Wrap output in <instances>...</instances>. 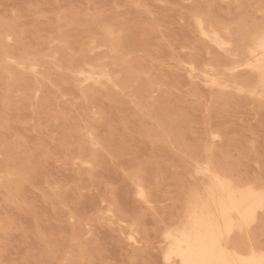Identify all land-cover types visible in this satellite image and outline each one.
<instances>
[{"label": "rangeland", "instance_id": "rangeland-1", "mask_svg": "<svg viewBox=\"0 0 264 264\" xmlns=\"http://www.w3.org/2000/svg\"><path fill=\"white\" fill-rule=\"evenodd\" d=\"M0 1V264H184L174 237L197 214L221 225L215 181L263 194L264 0ZM262 197L232 211L233 257L264 254Z\"/></svg>", "mask_w": 264, "mask_h": 264}, {"label": "bare ground", "instance_id": "bare-ground-1", "mask_svg": "<svg viewBox=\"0 0 264 264\" xmlns=\"http://www.w3.org/2000/svg\"><path fill=\"white\" fill-rule=\"evenodd\" d=\"M12 1H14V2H16V0H12ZM21 1V0H20ZM19 1V2H20ZM50 1V0H49ZM74 1H76V0H74ZM78 1V0H77ZM82 1V3L84 2L83 0H81ZM81 1H79V2H81ZM150 1V0H149ZM171 1V0H170ZM177 1H179V0H177ZM218 1V0H217ZM233 1V0H232ZM1 2V1H0ZM3 2V1H2ZM43 2V1H42ZM51 2V1H50ZM54 2V1H53ZM65 2H66V0H65ZM69 2H71V1H69ZM69 2H68V4H69ZM86 2V1H85ZM92 2V1H91ZM97 2V1H96ZM95 2V3H96ZM169 2V1H168ZM194 2V1H193ZM213 2V1H212ZM241 2V1H240ZM247 2V1H246ZM254 2V1H253ZM256 2H257V0H256ZM17 3V2H16ZM72 3H73V1H72ZM94 3V4H95ZM98 3H99V0H98ZM118 3H119V1H118ZM123 3V2H122ZM149 3V2H148ZM177 3V2H176ZM178 3H180V2H178ZM228 3V2H227ZM233 3H234V1H233ZM232 3V4H233ZM248 3V2H247ZM246 3V4H247ZM66 4V3H65ZM75 4V3H74ZM124 4V3H123ZM200 4H202V3H200ZM229 4V3H228ZM245 3L243 4V5H245V6H247ZM53 5V4H52ZM110 5V4H109ZM251 5V4H250ZM93 6V5H92ZM157 6V5H156ZM178 6V5H177ZM181 6V5H180ZM186 6H187V4H186ZM215 6V5H214ZM218 6V5H217ZM255 6V5H254ZM15 7H16V4H15ZM20 7V6H19ZM62 7H64V6H62ZM65 7H66V5H65ZM128 7V6H127ZM162 7V6H161ZM166 7V6H165ZM191 7V6H190ZM189 7V8H190ZM202 7V6H201ZM220 7V6H219ZM224 7H226L225 5H224ZM230 7V6H229ZM232 7V6H231ZM236 7V6H235ZM244 7V6H243ZM251 7V6H250ZM47 8V7H46ZM56 8V7H55ZM67 8V7H66ZM156 8H158L159 9V7H156ZM164 8V7H163ZM215 8V7H214ZM227 8V7H226ZM234 8V7H233ZM232 8V9H233ZM238 8V7H237ZM245 8H247V7H245ZM244 8V9H245ZM264 8V7H263ZM70 9V8H69ZM114 9V8H113ZM165 9V8H164ZM169 9H171L170 7H169ZM220 9V8H219ZM223 9V8H222ZM230 10H231V8H229ZM243 9V8H242ZM47 10V9H46ZM126 10V9H125ZM133 10V9H132ZM174 10V9H173ZM214 10V9H213ZM217 10V9H216ZM225 10H227V9H225ZM224 10V11H225ZM233 10H235V8L233 9ZM246 10V9H245ZM48 11V10H47ZM174 11H176V9L174 10ZM179 11V10H178ZM32 12V11H31ZM48 12H50V11H48ZM165 12V11H164ZM214 12V11H213ZM217 12V11H216ZM223 12V11H222ZM231 12H232V14H233V12L234 11H232L231 10ZM231 12H230V14H231ZM252 12V11H251ZM250 12V13H251ZM113 13V12H112ZM116 13V12H115ZM124 13V12H123ZM133 13H134V11H133ZM159 13V12H158ZM218 13V12H217ZM239 14H240V12H238ZM243 13H244V11H243ZM242 13V14H243ZM253 13H255V12H253ZM38 14V13H37ZM161 14V13H160ZM220 14V13H219ZM235 14V13H234ZM233 14V15H234ZM171 15V14H170ZM254 15V14H253ZM161 16V15H160ZM163 16V15H162ZM175 16V15H174ZM173 16V17H174ZM221 16V15H220ZM224 15H222L221 17H223ZM237 15H235V17H236ZM248 16V15H247ZM148 17V16H147ZM166 17H167V15H166ZM169 17V16H168ZM177 17V16H176ZM225 17H226V15H225ZM228 17V16H227ZM231 17H232V15H231ZM253 17H255V15L253 16ZM258 17V16H257ZM256 17V18H257ZM52 18H54V17H52ZM71 18V17H70ZM170 18V17H169ZM187 18V17H186ZM188 18H189V15H188ZM188 18H187V21H185V22H188ZM224 18V17H223ZM230 18V17H229ZM233 18V17H232ZM264 18V17H263ZM56 19V18H55ZM131 19H133V18H131ZM161 19V18H160ZM174 19V18H173ZM199 19H201V18H199ZM219 19V18H218ZM248 19V18H247ZM258 19V18H257ZM260 19V18H259ZM262 19V18H261ZM82 20V19H81ZM152 20V19H151ZM170 20H172V19H170ZM169 20V21H170ZM176 21L178 20V19H175ZM227 20V19H226ZM252 20V19H251ZM163 21V20H162ZM165 21V20H164ZM168 21V22H169ZM180 21V20H179ZM179 21L178 22H176L177 24L179 23ZM205 21V20H204ZM232 21H233V19H232ZM167 22V21H166ZM198 22L200 23V25H201V22L202 21H200V20H198ZM197 22V23H198ZM231 22V21H230ZM251 22V21H250ZM124 23V22H123ZM171 23V22H170ZM253 23V22H252ZM165 24V23H164ZM175 24V23H174ZM189 24L191 25V23L189 22ZM204 24V23H203ZM202 24V25H203ZM185 25H187V23L185 24ZM199 25V24H198ZM172 26V25H171ZM47 27V26H46ZM185 28H187L186 26H184ZM199 27H202V26H199ZM174 28V27H173ZM180 28V27H179ZM183 28V27H182ZM181 28V29H182ZM172 29V28H171ZM176 29V28H175ZM184 29V28H183ZM182 29V30H183ZM194 29V28H193ZM47 30V29H46ZM137 30V29H136ZM149 30V29H148ZM147 30V31H148ZM173 30V29H172ZM178 30V29H177ZM186 30V29H185ZM192 30V29H191ZM190 30V31H191ZM212 30V29H211ZM245 30V29H244ZM48 31V30H47ZM179 31H181V30H179ZM179 31H177L178 33H179ZM188 31V30H187ZM187 31L185 32V33H187ZM242 31V30H241ZM33 32V31H32ZM73 32V31H72ZM165 32V31H164ZM176 32V31H175ZM243 32V31H242ZM34 33V32H33ZM51 33V32H50ZM57 33V32H56ZM138 33H140V32H138ZM170 33V32H169ZM171 33H172V31H171ZM170 33V34H171ZM189 33V32H188ZM207 33V32H206ZM253 33V32H252ZM180 34H181V32H180ZM183 34V33H182ZM182 34L180 35V36H182ZM190 34V33H189ZM188 34V35H189ZM149 35V34H148ZM174 35V34H173ZM173 35H171V36H173ZM177 35H179V34H177ZM176 35V36H177ZM186 35V34H185ZM207 36L209 35L208 33L206 34ZM213 35H216V34H214L213 33ZM138 36H140V35H138ZM168 35H166V37H167ZM170 36V35H169ZM180 36H179V38H180ZM196 36V35H195ZM158 37V36H157ZM204 37H205V35H204ZM264 37V36H263ZM31 38V37H30ZM56 38V37H55ZM168 38V37H167ZM187 38H188V36H187ZM195 38H197V37H195ZM215 38H217V36H214V40H215ZM149 39H151V38H149ZM154 38H152V40H153ZM157 39H159V38H157ZM180 39H183L184 40V38L183 37H181ZM179 39V40H180ZM190 39V38H189ZM192 39V38H191ZM219 39V38H218ZM218 39H216V41L218 40ZM8 40L10 41V38H8ZM176 40V39H175ZM203 40V39H202ZM213 40V39H212ZM149 41V40H148ZM190 41V40H189ZM193 41H195V40H193ZM219 41V40H218ZM222 41H224V40H221V42ZM182 42H185V41H182ZM220 42V41H219ZM220 42V43H221ZM154 43H157L156 41L155 42H153L152 44H154ZM166 43V42H165ZM179 43H181V42H179ZM212 43H214V41L212 42ZM218 43V42H217ZM220 43H218V44H220ZM226 42H223L221 45H223V44H225ZM34 44V43H33ZM43 44V43H42ZM48 44V43H47ZM58 44V43H57ZM138 44V43H137ZM149 44H150V42H149ZM151 44V45H152ZM161 44V43H160ZM159 44V45H160ZM176 45V44H175ZM178 45V44H177ZM180 45V44H179ZM183 45V44H182ZM191 45H192V43H191ZM226 45V44H225ZM260 48L264 51V38L260 41ZM34 46V45H33ZM37 46V45H36ZM81 46V45H80ZM87 46V45H86ZM156 46V45H155ZM163 46H165V45H163ZM186 47H187V45H185ZM189 46V45H188ZM205 46H207V45H205ZM219 46V45H218ZM256 46V45H255ZM61 47V46H60ZM162 47V46H161ZM196 47V46H195ZM197 47H199V46H197ZM204 47V46H203ZM209 47H210V44H209ZM225 47V46H224ZM228 47V46H227ZM229 47H230V45H229ZM102 48V47H101ZM164 48V47H163ZM163 48H162V50H163ZM177 48H179V47H177ZM208 48V47H207ZM212 48V47H211ZM77 49V48H76ZM79 49V48H78ZM100 49V48H99ZM161 49V48H160ZM200 49H203V48H201L200 47ZM218 49V48H217ZM101 50V49H100ZM178 50V49H177ZM179 50H180V48H179ZM196 50H199L198 48L196 49ZM216 50V49H215ZM251 50V49H250ZM21 51V50H20ZM204 51V50H203ZM206 51V50H205ZM204 51V52H205ZM150 52V51H149ZM153 52V51H152ZM167 53L169 52L168 50L166 51ZM217 52V51H216ZM151 53V52H150ZM160 53V52H159ZM179 53V52H178ZM187 53V52H186ZM202 53V52H201ZM206 53V52H205ZM205 53H204V55H202V56H204L205 57ZM208 53H209V51H208ZM221 53V52H220ZM219 53V54H220ZM154 54H157V53H154ZM162 54V53H161ZM203 54V53H202ZM224 54V53H223ZM261 54V53H260ZM157 55H159V54H157ZM164 55H166V54H164ZM164 55H162V56H164ZM184 55V54H183ZM166 56H168V55H166ZM185 56V55H184ZM189 56V55H188ZM207 56V55H206ZM224 56V55H223ZM251 57H253L252 55H250ZM261 57H263V55H260ZM156 57V56H155ZM182 57V56H181ZM257 57V56H256ZM259 57V56H258ZM257 57V59L259 60V58ZM165 58V57H164ZM186 58V57H185ZM203 58V57H202ZM99 59V58H98ZM200 59V58H199ZM207 59V58H206ZM256 59V58H255ZM256 59V60H257ZM263 59H264V57H263ZM55 60V59H54ZM253 60H254V58H253ZM257 60V61H258ZM201 61V60H200ZM250 61H252V60H250ZM249 61V62H250ZM255 61V60H254ZM263 61V60H262ZM13 62V61H12ZM200 63H202V62H200ZM222 63V62H221ZM227 63V62H226ZM248 63V62H247ZM255 63V62H254ZM256 63H258V62H256ZM259 63H262V62H259ZM252 64V63H251ZM251 64H249V65H251ZM186 65V64H185ZM20 66V65H19ZM24 66V65H23ZM211 66V65H210ZM210 66H208V68H210ZM256 66V65H255ZM88 67V66H87ZM89 67H91V66H89ZM93 67V66H92ZM189 67H190V65H189ZM205 67H207V66H205ZM241 67V66H240ZM243 67V66H242ZM244 67H246V64L244 65ZM254 67V66H253ZM20 68H21V66H20ZM33 68V70H36L35 68H34V66L32 67ZM36 68H38V67H36ZM194 68V67H193ZM192 68V69H193ZM247 68H249V66L247 65ZM255 68V67H254ZM253 68V69H254ZM258 67H256L255 69H257ZM261 69H263L262 67H260ZM15 69V68H14ZM31 69V68H30ZM94 69V68H93ZM211 69V68H210ZM235 69V68H234ZM239 69H241V68H239ZM243 69V68H242ZM249 69H251V67L249 68ZM95 70V69H94ZM100 70V69H99ZM163 70H165V69H163ZM194 70H196V69H194ZM236 70H238V68L236 69ZM260 69H258V71H259ZM264 70V69H263ZM29 71V70H28ZM193 71V70H192ZM232 71L233 70H231V73H232ZM254 71V70H253ZM256 71V70H255ZM83 72V71H82ZM85 72V71H84ZM185 72V71H184ZM196 72V71H195ZM229 72V71H228ZM262 72V71H261ZM81 73V72H80ZM248 73V72H247ZM258 73V72H257ZM91 75H92V73H90ZM168 74H170V73H168ZM205 74H206V72H205ZM260 74V73H259ZM77 75H79V73L77 74ZM103 75V74H102ZM107 75V74H106ZM189 75V74H188ZM203 75V74H202ZM206 75H208V74H206ZM234 75V74H233ZM87 76V75H86ZM99 76V75H98ZM104 76V75H103ZM102 76V78H105V77H103ZM108 76V75H107ZM174 75H172L171 77H173ZM182 76V75H181ZM88 77V76H87ZM95 77V76H94ZM179 77H180V75H179ZM183 77L185 78V79H187L186 77H185V75H183ZM189 77V76H188ZM191 77H193L192 76V74H191ZM206 77V76H205ZM86 78V77H85ZM92 79H93V77H91ZM91 78L90 79H88L87 78V81L88 80H91ZM100 78V77H99ZM99 78H96V79H99ZM108 78H110L109 76H108ZM132 78V77H131ZM181 78V77H180ZM210 78V77H209ZM213 78V77H212ZM215 78V77H214ZM253 78V77H252ZM189 79V78H188ZM191 79V78H190ZM193 79V78H192ZM207 79V78H206ZM260 79H261V77H260ZM110 80H111V78H110ZM86 81V82H87ZM92 81V80H91ZM96 80L94 79V81L93 82H95ZM109 81V80H108ZM181 81V80H180ZM179 81V82H180ZM213 80H211V83H213L212 82ZM251 81V80H250ZM26 82H28V81H26ZM86 82L84 83V84H86ZM110 83H111V81H109ZM178 82V83H179ZM185 82V81H184ZM215 82V81H214ZM97 84H98V82H96ZM169 83V82H168ZM182 83V82H181ZM180 83V84H181ZM186 83V82H185ZM189 83V82H188ZM210 83V84H211ZM216 83V82H215ZM214 83V84H215ZM51 84V87H52V83H50ZM83 84V85H84ZM262 84V83H261ZM58 85H60V84H58ZM167 85V84H166ZM171 85V84H170ZM186 85H188V84H186ZM21 86H22V84H21ZM227 88H228V86L227 85H225ZM27 87V86H26ZM116 88H117V86H115ZM184 87V86H183ZM185 87H187V86H185ZM212 87H214V86H212ZM17 88V87H16ZM38 88V87H37ZM223 88V87H222ZM29 89H30V87H29ZM49 89V88H48ZM99 89V88H98ZM118 89V88H117ZM224 89V88H223ZM226 89V88H225ZM229 89V88H228ZM252 89V88H251ZM259 89V88H258ZM233 90V89H232ZM23 91H25V90H23ZM66 91H67V89H66ZM75 91V90H74ZM101 91V90H100ZM172 91V90H171ZM180 91V90H179ZM14 92V91H13ZM68 92H70V91H68ZM161 92H162V90H161ZM168 93H169V91H168ZM192 93V92H191ZM264 93V92H263ZM35 94V93H34ZM55 94V93H54ZM161 94V93H160ZM159 94V95H160ZM166 94V93H165ZM174 94V93H173ZM158 95V94H157ZM164 94H161V96H163ZM259 95H262V93L261 94H258L257 96H259ZM165 96V95H164ZM252 96H253V94H252ZM254 96H255V94H254ZM264 96V95H263ZM45 98V97H44ZM168 98V97H167ZM166 98V99H167ZM257 98V97H256ZM262 98V97H261ZM68 99V98H67ZM72 99V98H71ZM161 99V98H160ZM166 99H164V100H166ZM181 99V98H180ZM159 100V99H158ZM157 100V101H158ZM190 101V100H189ZM166 102V101H165ZM168 102V101H167ZM240 102V101H239ZM250 103H251V101H249ZM30 103V102H29ZM65 103V102H64ZM125 103V102H124ZM127 103H129V102H127ZM163 103V102H162ZM252 104V103H251ZM125 105V104H124ZM264 105V104H263ZM262 106V105H261ZM242 107V106H241ZM29 108V107H28ZM65 108V107H64ZM67 108V107H66ZM189 108V107H188ZM198 109V108H197ZM197 111V110H196ZM200 111V110H199ZM198 111V112H199ZM197 112V113H198ZM201 112V111H200ZM257 112V111H256ZM193 113V112H192ZM68 114V113H67ZM187 114H189V113H187ZM240 114V113H239ZM251 114V113H250ZM17 115V114H16ZM25 115V114H24ZM28 115V114H27ZM150 115V114H149ZM164 115V114H163ZM194 115V114H193ZM199 115H201V114H199ZM245 115V114H244ZM252 115V114H251ZM261 115V114H260ZM262 115H264V113H262ZM196 116H198V115H196ZM213 116V115H212ZM215 116V115H214ZM24 117V116H23ZM28 117V116H27ZM30 117H31V115H30ZM35 117V116H34ZM199 117V116H198ZM232 117V116H231ZM250 117V116H249ZM32 118H33V116H32ZM67 118V117H66ZM200 118V117H199ZM212 118H215V117H212ZM216 118H217V116H216ZM238 118V117H237ZM35 119V118H34ZM241 119V118H240ZM261 119V118H260ZM259 119V120H260ZM202 120V119H201ZM249 120H251V119H249ZM190 121V120H189ZM223 121V120H222ZM245 121V120H244ZM252 121V120H251ZM262 121H264V120H262ZM224 122V121H223ZM235 122V121H234ZM43 123H45V122H43ZM42 123V124H43ZM200 123V122H199ZM198 123V124H199ZM202 123V122H201ZM215 123H217V122H215ZM219 123V122H218ZM225 123H227V122H225ZM263 123V122H262ZM63 124V123H62ZM212 124H214V123H212ZM249 124V123H248ZM264 124V123H263ZM218 125V124H217ZM217 125H216V127H217ZM252 125H254V124H252ZM84 126V125H83ZM219 126V125H218ZM240 126H242V125H240ZM239 126V127H240ZM258 126V125H257ZM19 127H21V126H19ZM18 127V128H19ZM103 127V126H102ZM163 127V126H162ZM210 127V126H209ZM213 127H215V125H213ZM238 127V128H239ZM236 128V127H235ZM258 128V127H257ZM256 128V129H257ZM14 129V128H13ZM20 129V128H19ZM22 129V128H21ZM27 129V128H26ZM32 129V128H31ZM186 129V128H185ZM194 129H196V128H194ZM200 129H201V127H200ZM205 129V128H204ZM237 129V128H236ZM16 130V129H15ZM203 130V129H202ZM239 130V129H238ZM20 131V130H19ZM50 131V130H49ZM62 131V130H61ZM188 131V130H187ZM200 131V130H199ZM223 131V130H222ZM230 131H232V130H230ZM230 131H228L227 133H230ZM260 131V130H259ZM264 131V130H263ZM22 132V131H21ZM198 132V131H197ZM205 132V131H204ZM221 132V131H220ZM238 132V131H237ZM253 132V131H252ZM257 132V131H256ZM164 133V132H163ZM198 133H200V132H198ZM203 132H201V134H202ZM222 133V132H221ZM224 133V132H223ZM226 133V134H227ZM233 133V132H232ZM243 133V132H242ZM257 134H259V133H257ZM263 134V133H262ZM8 135V134H7ZM6 135V136H7ZM13 135V134H12ZM49 135V134H48ZM203 135V134H202ZM232 135V134H231ZM250 135V134H249ZM264 135V134H263ZM261 136V135H260ZM8 137V136H7ZM14 137V136H13ZM192 137V136H191ZM232 137V136H231ZM262 137V136H261ZM37 137L35 136V139H36ZM205 138V137H204ZM215 138V137H214ZM258 138H260V137H258ZM34 139V140H35ZM56 139V138H55ZM170 139V138H169ZM192 139V138H191ZM203 139V138H202ZM207 139V138H206ZM252 139V138H251ZM264 139V138H263ZM204 140V139H203ZM236 140V139H235ZM93 141V140H92ZM248 141V140H247ZM258 141V140H257ZM216 142H218V141H216ZM261 142V141H260ZM202 143V142H201ZM219 143V142H218ZM232 143V142H231ZM262 143H263V141H262ZM261 143V144H262ZM203 144V143H202ZM235 144V143H234ZM238 144V143H237ZM245 145H246V143H244ZM264 144V143H263ZM201 145V144H200ZM228 145V144H227ZM243 145V144H242ZM157 146V145H156ZM202 146V145H201ZM204 146V145H203ZM220 145H218V147H219ZM233 146V145H232ZM241 146V145H240ZM249 146V145H248ZM263 146V145H262ZM77 147V146H76ZM149 147V146H148ZM231 147V146H230ZM237 147V146H236ZM246 147H247V145H246ZM261 147V146H260ZM143 148H145V147H143ZM238 148V147H237ZM242 148V147H241ZM144 150V149H143ZM143 150H141V151H143ZM149 150V149H148ZM152 150V149H151ZM212 150V149H211ZM228 150V149H227ZM239 150H240V148H239ZM250 150V149H249ZM144 151H147L146 150V148H145V150ZM232 151H234V150H232ZM242 151H244V150H242ZM246 151V150H245ZM245 151H244V153H245ZM262 151V150H261ZM234 152H236V151H234ZM234 152H231V153H234ZM62 153V152H61ZM137 153V152H136ZM238 153V152H237ZM247 153V152H246ZM262 153V152H261ZM143 154V153H142ZM146 154H148V153H146ZM194 154V153H193ZM196 154H197V152H196ZM199 154V153H198ZM241 154V153H240ZM248 154V156L250 155L249 153H247ZM263 154V153H262ZM149 155V154H148ZM156 155V154H155ZM162 155H164V153L162 154ZM219 155V154H218ZM2 156V155H1ZM143 156V155H142ZM159 156V155H158ZM170 156V155H169ZM173 156V155H172ZM172 156H170V157H172ZM212 156V155H211ZM231 156V155H230ZM260 156V155H259ZM86 156H84V158H85ZM160 157V156H159ZM167 157V156H166ZM203 157H205V156H203ZM218 157V156H217ZM240 157V156H239ZM163 158H165V157H163ZM173 158V157H172ZM233 158V157H232ZM251 158V157H250ZM250 158H249V161H250ZM138 159V158H137ZM170 159V158H169ZM177 159V158H176ZM78 160V159H77ZM106 160V159H105ZM168 160V159H167ZM90 161V160H89ZM232 161V160H231ZM236 161H238V160H236ZM262 161V160H261ZM172 162V161H171ZM178 162V161H177ZM200 162V161H199ZM202 162V161H201ZM235 162V161H234ZM242 162H243V159H242ZM51 163V162H50ZM103 163V162H102ZM126 163V162H125ZM246 163V162H245ZM85 164V163H84ZM105 164V163H104ZM108 164V163H107ZM117 164V163H116ZM235 164V163H234ZM239 164V163H238ZM252 164V163H251ZM86 165H88L87 164V162H86ZM89 165H90V163H89ZM127 165V164H126ZM207 165V164H206ZM233 165V164H232ZM236 165H237V163H236ZM248 165V164H247ZM51 166V165H50ZM91 166V165H90ZM173 166V165H172ZM250 166V165H249ZM255 166V165H254ZM62 167V166H61ZM195 167V166H194ZM215 167V166H214ZM237 167V166H236ZM241 167V166H240ZM246 167V166H245ZM149 168V167H148ZM157 168V167H156ZM249 168V167H248ZM247 168V169H248ZM85 169H87V168H85ZM163 169V168H162ZM206 169V168H205ZM212 169V168H211ZM223 169H224V167H223ZM237 169V168H236ZM246 169V168H245ZM167 170V169H166ZM169 170H170V168H169ZM215 170V169H214ZM230 170V169H229ZM242 170V169H241ZM251 170V169H250ZM51 171V170H50ZM148 171V170H147ZM153 171H154V169H153ZM165 171V170H164ZM149 172V171H148ZM180 172V171H179ZM220 172V171H219ZM242 172V171H241ZM245 172H247V170H245ZM256 172V171H255ZM111 173V172H110ZM109 173V174H110ZM212 173V172H211ZM210 173V174H211ZM237 173V172H236ZM253 173V172H252ZM257 173V172H256ZM100 174V173H99ZM103 174V173H102ZM106 174V173H105ZM150 174V173H149ZM148 174V175H149ZM180 174V173H179ZM247 174H248V172H247ZM261 174V173H260ZM263 174H264V172H263ZM204 175V174H203ZM219 175V174H218ZM246 175V174H245ZM250 174H248V176H249ZM105 176V175H104ZM253 176V175H252ZM100 177V176H99ZM107 177V176H106ZM151 177V176H150ZM164 177V176H163ZM170 177V176H169ZM179 177V176H178ZM181 177V176H180ZM187 177V176H186ZM193 177V176H192ZM219 177H220V175H219ZM239 177V176H238ZM245 177V176H244ZM247 177V176H246ZM260 177V176H259ZM78 178V177H77ZM109 178H111L112 179V177H109ZM261 178H262V176H261ZM108 179V178H107ZM152 179V178H151ZM247 179H248V177H247ZM254 179H255V177H254ZM253 179V180H254ZM68 180V179H67ZM78 180V179H77ZM88 180V179H87ZM112 180H114V178L112 179ZM147 180V179H146ZM237 180V179H236ZM241 180V179H240ZM115 181H117V180H115ZM119 181V183H120V180H118ZM130 181V180H129ZM150 181V180H149ZM249 181H250V179H249ZM135 182V181H134ZM151 182H153V181H151ZM206 182V181H205ZM253 182V181H252ZM127 183V182H126ZM150 183V182H149ZM166 183V182H165ZM169 183V182H168ZM187 183V182H186ZM243 183V182H242ZM251 183V182H250ZM260 184H262L261 182H259ZM115 184H116V182H115ZM128 184V183H127ZM171 184V183H170ZM173 184V183H172ZM241 184V183H240ZM41 185V184H40ZM91 185V184H90ZM117 185V184H116ZM151 185H152V183H151ZM150 185V186H151ZM263 185V184H262ZM166 186H168V185H166ZM171 186V185H170ZM172 186H174V184L172 185ZM188 185H186V187H187ZM191 186V185H190ZM189 186V187H190ZM195 186H197V185H195ZM251 186H254V185H252L251 184ZM104 187V186H103ZM185 187V188H186ZM122 188V187H121ZM175 188V187H174ZM197 188V187H196ZM33 189V188H32ZM134 189V188H133ZM133 189H131V190H133ZM162 189V188H161ZM119 190H121V189H119ZM140 190H141V188H140ZM139 190V191H140ZM176 190V189H175ZM174 190V191H175ZM185 190H187V189H185ZM102 191H104V190H102ZM128 191V190H127ZM142 191V190H141ZM177 191V190H176ZM200 191V190H199ZM264 191V190H263ZM262 191V192H263ZM122 192V191H121ZM131 192V191H130ZM185 192V191H184ZM212 194L213 195H217V197L215 198L214 197V201L216 202V205H217V207L220 209V213H219V217L222 219V221H221V225L220 224H218V222L216 221H214V217L215 216H213L212 214L210 215V216H208V217H203V216H199L198 214L195 216V218H194V221L192 222V224H191V227H190V229H183L181 232H180V235L179 236H176V237H174L175 238V240H176V245H175V247L172 249V246H173V244L172 245H170L171 246V248H170V250H167V251H170V252H168V256L166 255H164L165 256V258L166 257H170V255L172 254V253H174V254H176V256L178 255L180 258H181V260H182V262L184 263V264H264V254H262V255H258L257 256V254L255 255L254 253H248L249 255L247 256V257H240V256H236V257H233L232 256V254L231 253H229L228 252V250L224 247V244L222 243V239H223V236H224V234L225 235H228V232H230V229L235 225V219H234V217H233V215H232V211L233 210H235V211H237L238 213H240V215H241V217H243V218H249L250 219V217H251V214L254 212V211H256V210H254L256 207L255 206H257L258 204H257V202H260V201H258L261 197H262V195H264V192H263V194L262 193H260V191H258V190H256V189H254V188H246V189H244V188H242V187H239V186H234L230 181H222V180H219V181H215L214 182V187H212ZM38 193V192H37ZM71 193V192H70ZM94 193V192H93ZM101 193V192H100ZM103 193V192H102ZM101 193V194H102ZM108 193V192H107ZM140 193V192H139ZM143 193H144V191H143ZM188 193V192H187ZM210 193V192H209ZM77 194V193H76ZM84 194H86V193H84ZM96 194V193H95ZM122 194V193H121ZM121 194H118V195H121ZM153 194H154V192H153ZM156 194V193H155ZM154 194V195H155ZM178 194H180V193H178ZM38 195H40V194H38ZM78 195V194H77ZM94 195V194H93ZM84 196V195H83ZM86 196H88V195H86ZM122 196H124V195H122ZM139 196V195H138ZM141 196H143V199H144V195L143 194H141ZM153 196V195H152ZM79 197V196H78ZM118 197V196H117ZM133 197V196H132ZM207 197V196H206ZM264 197V196H263ZM262 197V198H263ZM89 198V197H88ZM88 198H87V200H88ZM95 198H97V197H95ZM109 198V197H108ZM122 197H120V199H121ZM130 198V197H129ZM160 198H161V196H160ZM159 197L157 198V200L158 199H160ZM120 199H118V200H120ZM123 199H126L125 197L123 198ZM86 200V201H87ZM96 200V199H95ZM132 200V199H131ZM261 200V199H260ZM264 200V199H263ZM97 201V200H96ZM123 201V200H122ZM125 201V200H124ZM124 201H123V203H124ZM129 201H130V199H129ZM135 201V200H134ZM89 202V201H88ZM95 202V201H94ZM98 202H100L99 201V199H98ZM131 202V201H130ZM163 202V201H162ZM206 202V201H205ZM261 202H262V200H261ZM86 203V202H85ZM85 203H84V205H85ZM89 203H91V202H89ZM126 203V204H125ZM124 204L125 205H127L128 203L127 202H125ZM213 203V202H212ZM119 204H120V202H119ZM122 204V203H121ZM120 204V206H122L123 207V205H121ZM131 204H132V202H131ZM257 204V205H256ZM90 205V204H89ZM88 205V206H89ZM93 205V204H92ZM96 205V204H95ZM101 205H103V204H101L100 203V206ZM142 205V204H141ZM152 205V204H151ZM170 205V204H169ZM196 205H197V203H196ZM261 205V204H260ZM86 206V205H85ZM85 206H84V208H85ZM105 206V205H104ZM108 206V205H107ZM128 206V205H127ZM130 206H132V205H130ZM215 206V205H214ZM93 207V206H92ZM126 207V206H125ZM139 207H141V206H138V208ZM143 207V206H142ZM208 207V206H207ZM264 207V206H263ZM81 208V207H80ZM87 208V207H86ZM105 208V207H104ZM133 208H134V206H133ZM136 208V207H135ZM137 208V209H138ZM216 208V207H215ZM72 209V208H71ZM126 209V208H125ZM131 209V208H130ZM137 209H136V211H137ZM264 209V208H263ZM73 210H76V209H73ZM80 210L81 209H79V212H80ZM89 210H90V207H89ZM89 210H87L86 209V211H88V213L90 212ZM93 210V209H92ZM95 210V209H94ZM260 210L262 211V209L260 208ZM44 211V210H43ZM65 211V210H64ZM128 211V210H127ZM134 211H135V209H134ZM135 211V212H136ZM161 211V210H160ZM217 211V210H216ZM216 211H215V213H216ZM81 212H82V210H81ZM92 212V211H91ZM90 212V213H91ZM129 212H131V210L129 211ZM234 212V211H233ZM63 213V212H62ZM68 213V212H67ZM84 212H82V214H83ZM89 213V214H90ZM110 213V212H109ZM133 213V212H132ZM138 213V212H137ZM149 213V212H148ZM159 213V212H158ZM167 213V212H166ZM255 213V212H254ZM134 214H136V213H134ZM168 214H169V212H168ZM261 214V213H260ZM65 215H67V214H65ZM78 215H79V213H78ZM81 215V214H80ZM85 215V214H84ZM113 215V214H112ZM128 215H131V214H128ZM173 215V214H172ZM192 215V214H191ZM195 215V214H194ZM235 215V214H234ZM236 215H237V213H236ZM255 215V214H254ZM253 215V216H254ZM261 215H263V214H261ZM88 216V215H87ZM132 216H133V214H132ZM168 216V215H167ZM181 216V215H180ZM218 216V215H217ZM260 216V215H259ZM91 217V216H90ZM179 217V216H178ZM240 217V216H239ZM238 217V218H239ZM83 218V217H82ZM167 218V217H166ZM166 218L164 219V221L166 220ZM181 218V217H180ZM187 218V217H186ZM257 218V217H256ZM261 218V217H260ZM85 219V218H84ZM92 218H90V220H91ZM141 219V218H140ZM149 219H150V217H149ZM148 218H147V220H149ZM248 219V220H249ZM72 220V219H71ZM96 220V219H95ZM146 220V219H145ZM151 220V223H152V225H153V223L155 224V222L152 220V219H150ZM240 220V219H239ZM238 220V221H239ZM248 220H246V221H248ZM257 220V219H256ZM263 220V219H262ZM97 221V220H96ZM153 221V222H152ZM167 221H168V218H167ZM95 222V221H94ZM256 221H254V223H255ZM149 224H150V221L148 222ZM176 223V222H175ZM240 223H242V222H240ZM246 223H249V222H246ZM245 223V224H246ZM130 224H131V222H130ZM147 224V223H146ZM166 224H168V223H166ZM243 224V223H242ZM245 224H243V226L245 225ZM251 224H252V222H251ZM44 225V224H43ZM123 225H126L125 223L123 224ZM151 225V224H150ZM149 225V226H150ZM247 225V224H246ZM249 225V224H248ZM148 226V225H147ZM153 226H155V225H153ZM239 226V225H238ZM252 226V225H251ZM102 227V226H101ZM126 227H127V225H126ZM129 227V226H128ZM240 227H241V225H240ZM246 227V226H245ZM246 228H248V227H246ZM251 228V227H250ZM255 228L256 229H258L256 226H255ZM97 229V228H96ZM102 229V228H101ZM101 229L99 230V232H101ZM130 229V228H129ZM151 229V228H150ZM149 229V230H150ZM243 229H245V228H243ZM248 230H249V228H248ZM104 231V230H103ZM102 231V232H103ZM127 231H128V229H127ZM130 231V230H129ZM162 231V230H161ZM239 231V230H238ZM247 231V230H246ZM254 231V230H253ZM255 231H257V230H255ZM50 232V231H49ZM59 232V231H58ZM102 232H101V234H102ZM106 233L105 234H107V233H109L108 231H107V229H106V231H105ZM111 232V231H110ZM132 232V231H131ZM151 232L152 231H150V236L152 237L154 234V232L152 233V235H151ZM170 232V231H169ZM168 232V233H169ZM243 232V231H242ZM249 232H250V230H249ZM104 233V232H103ZM167 233V234H168ZM244 233V232H243ZM253 233V232H252ZM98 234V233H97ZM105 234H103L102 235V238H100V239H104L106 236H104ZM137 234V233H136ZM233 234V233H232ZM247 234H248V232H247ZM96 235V234H95ZM109 235V234H108ZM169 235V234H168ZM168 235H166V236H168ZM172 235V234H171ZM230 235V234H229ZM229 235H228V237H229ZM260 235H261V233H260ZM104 236V237H103ZM112 236H114V235H112ZM130 236V235H129ZM174 236V235H173ZM236 236H238L237 234H236ZM109 237H110V235H109ZM138 237V236H137ZM171 237V236H170ZM257 237V236H256ZM258 237H260L259 235H258ZM130 238H133L132 236H130ZM234 238V237H233ZM106 239H109V238H105V240ZM150 239V238H149ZM152 239V238H151ZM159 239V238H158ZM226 239V238H225ZM228 239V238H227ZM236 240L237 239H239L240 240V238L238 237V238H235ZM250 239V238H249ZM258 239V238H257ZM125 240V239H124ZM131 240V239H130ZM134 240V239H133ZM132 240V241H133ZM153 240V239H152ZM229 240V239H228ZM142 241V240H141ZM226 241V240H225ZM241 241V240H240ZM129 242V241H128ZM223 242H224V240H223ZM233 242V241H232ZM235 242V241H234ZM238 242V241H237ZM38 243V242H37ZM123 243V242H122ZM153 243V242H152ZM170 244H171V242H170ZM229 244V243H228ZM227 244V245H228ZM233 245H235L234 243H232ZM238 244V243H237ZM46 245V244H45ZM111 245V244H110ZM129 245V244H128ZM262 245H264V241H263V244ZM115 246V245H114ZM114 246H113V248H114ZM125 246V245H124ZM229 246V245H228ZM238 246V245H237ZM236 246V247H237ZM125 247H127V246H125ZM230 247V246H229ZM241 247V246H240ZM259 247H260V244H259ZM116 248V250H115V253H117L118 251H117V247H115ZM123 248V247H122ZM238 248H239V246H238ZM264 247H262V249H263ZM110 249V248H109ZM118 249H119V247H118ZM171 249H172V251H171ZM241 249H243V248H241ZM240 249V250H241ZM247 249V248H246ZM113 250V249H112ZM111 249H110V253L111 254H114V253H112L111 251H112ZM125 250V249H124ZM109 251V250H108ZM131 252V251H130ZM129 252V253H130ZM160 252H161V250H160ZM241 252V251H240ZM110 254V255H111ZM118 254V253H117ZM151 254V253H150ZM247 254V253H246ZM161 254H159L158 256H160ZM245 255V254H244ZM113 256V255H112ZM115 256V255H114ZM154 256H156V255H154ZM157 256V257H158ZM172 256H173V254H172ZM246 256V255H245ZM175 257V256H174ZM59 258V257H58ZM109 258V257H108ZM117 258V257H116ZM161 258V257H160ZM176 258H178V257H176ZM60 259V258H59ZM154 259H156V258H154ZM169 259V258H168ZM171 259V258H170ZM169 259V260H170ZM98 260H100V259H98ZM117 260H119V259H117ZM169 260H168V262H169ZM116 261V260H115ZM120 261V260H119ZM167 261V260H166ZM166 261H165V263H166ZM171 261H172V259H171ZM171 261H170V264H171ZM130 262V261H129ZM157 262V261H156ZM160 262V261H159ZM163 263H164V261H163ZM58 264V263H57ZM157 264H158V262H157ZM178 264V263H177Z\"/></svg>", "mask_w": 264, "mask_h": 264}]
</instances>
